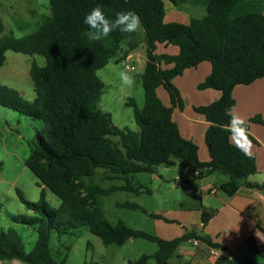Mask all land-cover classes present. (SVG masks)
<instances>
[{
  "label": "trees",
  "instance_id": "trees-1",
  "mask_svg": "<svg viewBox=\"0 0 264 264\" xmlns=\"http://www.w3.org/2000/svg\"><path fill=\"white\" fill-rule=\"evenodd\" d=\"M167 1L175 7H202L203 15L190 16L185 23L165 22L164 0H48L50 15L35 31L20 38L5 33L0 18V67L7 51L44 59L42 65L32 61L29 68L35 93L32 101L0 83V107L42 123L25 160V166L42 186L39 200L30 202L16 190L19 201L33 216H10L12 222L33 229L36 240L26 252L21 236L14 228H8L0 234V262L64 264L66 255L58 262L50 251L51 234L55 232L60 239L73 229H87L104 245L121 246L131 238L157 245L152 255L143 254L131 264H145L150 258L155 264H169L180 244L192 239L227 252L194 230L166 239L129 228L120 220L111 224L96 199L115 191L140 194L143 188L133 186L130 176L140 172L153 174L155 167L173 166L176 161L186 171V183L216 173L227 177L221 189L228 196L241 185L264 190V183L247 181L257 172L255 157L245 156L231 143L230 134L222 130L232 115L226 109L235 106L233 89L264 78V0ZM97 5L102 6L109 20H114L120 11L135 12L141 21L142 40L137 31L127 34L119 30L100 40L89 39L84 17ZM141 42L146 51L140 77L144 102L140 108L133 99L126 103L132 108L139 129L136 133L117 127L111 115L98 108L105 86L97 71L113 58L117 63L125 60ZM157 44L175 46L178 53L157 54ZM202 62L210 63L211 71L197 88L220 93L216 101L193 107L209 124L204 133L209 156L206 162L199 160L197 145L181 136L172 118L173 109L181 108L180 94L172 80ZM158 90L168 95V105L162 102ZM249 123L264 124L258 116L248 121V128ZM248 139L254 142L249 134ZM98 169L111 174L109 179H123L124 184L107 189L88 185L84 178L94 176ZM46 189L58 199L56 208L48 205ZM116 206L140 210L167 224L177 223L148 213L135 203ZM212 215V211L203 208L202 224ZM258 254L264 259V247ZM231 257L234 264H262L255 258L238 263Z\"/></svg>",
  "mask_w": 264,
  "mask_h": 264
},
{
  "label": "rangeland",
  "instance_id": "rangeland-1",
  "mask_svg": "<svg viewBox=\"0 0 264 264\" xmlns=\"http://www.w3.org/2000/svg\"><path fill=\"white\" fill-rule=\"evenodd\" d=\"M164 2L166 21L182 23L178 15L169 19L168 14L170 10L184 11L183 5L175 7L167 0ZM186 12L192 17L203 15V9L200 7ZM49 15L48 0H0V18L4 22L5 33L15 38L31 34ZM139 30H137L138 37L142 40ZM122 47L125 48L126 45ZM132 54L131 58L119 63L113 58L105 67L97 71L98 78L105 86L98 108L109 113L113 124L117 127H127L137 133L139 129L134 122L132 108L126 103L133 99L140 108L144 102L140 81L146 62L144 43L141 42ZM5 55L6 60L0 67V83L17 90L23 99L32 101L35 93L29 68L32 61L42 65L44 59L12 51H7ZM121 70H127L134 77L133 86L128 87L121 83L119 78ZM41 129L40 121L0 107V234L10 227L14 228L21 236L26 252L32 248L36 233L27 226L12 222L10 216H33V213L26 211L19 201L16 190H19L30 202L39 200L42 186H39L37 179L25 166V160L30 153L36 132ZM109 176L111 174L108 172L98 169L94 176L84 178V181L88 185H96L102 189L124 184L123 179H109ZM186 178V171L180 162L176 161L173 166L155 167L153 174L140 172L130 176V183L133 186L143 188L140 194L115 191L108 195H98L96 199L104 218L109 223L115 224L120 220L129 228L159 236L161 234L159 228L161 229L160 226L164 224L163 221L154 220L140 210L120 208L116 205L125 202L135 203L148 213L162 215L179 225L181 209L189 214L201 203L195 191L199 182L186 183ZM46 201L52 208H56L59 204L58 199L47 189ZM208 206L209 199L204 204V207ZM178 230L176 229L175 233ZM64 247H69L70 250L66 252ZM49 248L58 262L66 255L64 264H131L143 254L152 255L158 247L153 242L139 238L128 239L121 246L104 245L100 238L87 229H73L71 234L63 235L60 239L53 232ZM174 260L171 259L170 263L172 264ZM145 264H155V260L150 258Z\"/></svg>",
  "mask_w": 264,
  "mask_h": 264
},
{
  "label": "crops",
  "instance_id": "crops-1",
  "mask_svg": "<svg viewBox=\"0 0 264 264\" xmlns=\"http://www.w3.org/2000/svg\"><path fill=\"white\" fill-rule=\"evenodd\" d=\"M194 8L198 7L183 5L184 11L182 9L178 12L170 10L169 19L178 15L180 21L185 23L190 17L186 10L190 12ZM166 18L165 13V22H167ZM132 53L126 59L131 58ZM156 53L176 55L178 48L157 44ZM210 71V63L202 62L195 68L185 70L181 76L172 80L181 98V108L173 109L172 118L177 124L181 136L197 145L198 158L201 162L209 160L204 144V133L209 124L203 116L194 112L193 107L207 105L216 101L220 96V93L213 89L199 90L197 88L210 74ZM158 95L162 102L168 105V95L162 90H158ZM232 97L235 106L231 114L242 116L246 123L255 116L260 117L264 122V78L249 85L236 86L232 91ZM248 134L254 139V142L251 141V152L255 157L257 172L250 175L247 181L253 184H262L264 183V124L249 123ZM230 141L234 144L231 136ZM195 181L199 182V186L195 190L201 202L199 207L189 214L181 209L180 224H162L161 229L158 227L161 232L159 237L171 239L181 236L186 231L194 230L202 236H208L212 243L223 246L227 252L210 247L198 240H187L181 243L173 254L171 259L175 260L172 264H234L231 255L238 263L255 258L264 264V259L258 254V251L264 247V190L241 185L233 195L228 196L221 189V185L227 181V177L216 173ZM208 199L209 206L204 207ZM203 208L213 212L205 224H202L201 221ZM176 229L179 230L175 233ZM2 263L5 264V262ZM7 264L22 263L10 261ZM169 264H171L170 261Z\"/></svg>",
  "mask_w": 264,
  "mask_h": 264
},
{
  "label": "clouds",
  "instance_id": "clouds-1",
  "mask_svg": "<svg viewBox=\"0 0 264 264\" xmlns=\"http://www.w3.org/2000/svg\"><path fill=\"white\" fill-rule=\"evenodd\" d=\"M84 23L89 27L88 37L91 40L106 38L116 30L121 33L131 34L142 27L140 18L135 12L131 10L120 11L116 13L114 20H109L100 5H97L85 15ZM119 78L125 86L131 87L135 84L134 77L127 70H121ZM233 111V109H226L228 113ZM222 130L230 134L235 146L245 156L251 157V140L248 139L247 123L242 116L232 114L229 122L223 126ZM245 144H247V147H245Z\"/></svg>",
  "mask_w": 264,
  "mask_h": 264
}]
</instances>
